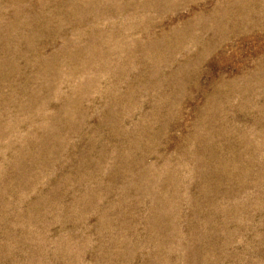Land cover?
<instances>
[{
	"label": "rangeland",
	"instance_id": "1",
	"mask_svg": "<svg viewBox=\"0 0 264 264\" xmlns=\"http://www.w3.org/2000/svg\"><path fill=\"white\" fill-rule=\"evenodd\" d=\"M0 264H264V0H0Z\"/></svg>",
	"mask_w": 264,
	"mask_h": 264
}]
</instances>
